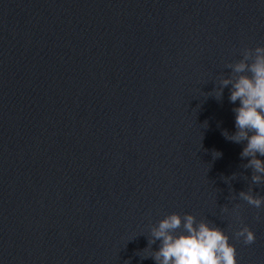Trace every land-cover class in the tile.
<instances>
[{
	"label": "water",
	"instance_id": "water-1",
	"mask_svg": "<svg viewBox=\"0 0 264 264\" xmlns=\"http://www.w3.org/2000/svg\"><path fill=\"white\" fill-rule=\"evenodd\" d=\"M262 45L264 0H0V264H156L172 213L264 264L240 102L208 95Z\"/></svg>",
	"mask_w": 264,
	"mask_h": 264
},
{
	"label": "clouds",
	"instance_id": "clouds-1",
	"mask_svg": "<svg viewBox=\"0 0 264 264\" xmlns=\"http://www.w3.org/2000/svg\"><path fill=\"white\" fill-rule=\"evenodd\" d=\"M240 54L241 59L225 65L231 70L230 74L222 77L219 87L208 95L221 100L224 88L231 85L230 102H240L239 107L233 108L237 131L229 134L227 130H223L222 135L234 143L246 142L240 156L242 159H251L242 167L252 170L253 185H264V45L243 48ZM221 156V152H213L214 158ZM236 175L233 174L231 180ZM238 197L248 205L264 210V196L254 195L253 189L241 191ZM239 208V204L233 208L237 219ZM222 211H228L226 205ZM256 219H261L259 214ZM234 236L245 245H251L256 240L255 232L248 226L235 231ZM157 241H160L159 249L152 250L150 255L143 256L142 259L151 257L156 264H239L238 250L230 242V236L225 230L207 219L198 221L193 214L181 216L179 213H172L160 220L151 228V239L145 249H152Z\"/></svg>",
	"mask_w": 264,
	"mask_h": 264
}]
</instances>
